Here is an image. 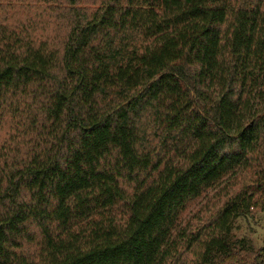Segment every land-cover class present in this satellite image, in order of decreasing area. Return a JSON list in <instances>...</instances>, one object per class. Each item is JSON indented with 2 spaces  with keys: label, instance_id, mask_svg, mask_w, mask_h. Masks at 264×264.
<instances>
[{
  "label": "trees",
  "instance_id": "trees-1",
  "mask_svg": "<svg viewBox=\"0 0 264 264\" xmlns=\"http://www.w3.org/2000/svg\"><path fill=\"white\" fill-rule=\"evenodd\" d=\"M0 0V264H264V0Z\"/></svg>",
  "mask_w": 264,
  "mask_h": 264
},
{
  "label": "rangeland",
  "instance_id": "rangeland-1",
  "mask_svg": "<svg viewBox=\"0 0 264 264\" xmlns=\"http://www.w3.org/2000/svg\"><path fill=\"white\" fill-rule=\"evenodd\" d=\"M81 2L89 5L92 0H82ZM233 236L236 240L248 239L255 249L264 247V210L240 217L235 223Z\"/></svg>",
  "mask_w": 264,
  "mask_h": 264
}]
</instances>
